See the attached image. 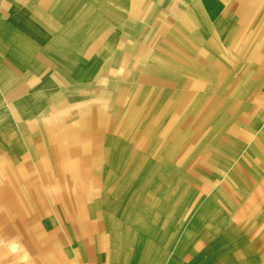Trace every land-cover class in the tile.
I'll return each mask as SVG.
<instances>
[{
    "label": "crops",
    "instance_id": "crops-1",
    "mask_svg": "<svg viewBox=\"0 0 264 264\" xmlns=\"http://www.w3.org/2000/svg\"><path fill=\"white\" fill-rule=\"evenodd\" d=\"M167 1L159 0L161 6ZM169 1V8L182 13L175 23L183 35L175 33L170 38L181 49L172 57L189 58L197 47L213 62L210 67L218 69H200L195 63L182 67L165 61L156 63L160 72H190V68L225 72L223 50H233L236 59L245 58L247 68L241 71L264 73V0ZM119 2H133L134 7L140 4V0ZM115 3L0 0V167L4 153L10 154L12 168H29L32 154L41 152L43 146L59 154L67 150L63 147L76 144L64 139L68 102L82 96L87 85L84 79L92 80L97 72L93 57L98 54L100 19L109 18ZM207 78L215 81L211 75ZM89 114L91 121H99L97 112ZM39 137L47 144L39 143ZM157 152L152 158L139 156L108 166L106 207L94 209L104 224H81V230L89 229L91 236L74 241L68 250L74 264H230L223 250H250L246 244H235L229 234L243 231L240 222L260 197L223 187L211 191L208 174L199 178L201 192L196 188L193 148L162 144ZM118 169H123L122 173ZM45 179L49 184L50 177ZM16 182L31 181L22 178ZM62 182L60 176L56 184ZM196 198H202L201 207L196 208ZM14 217L0 215V249L15 238L32 254L50 249L46 238L39 240ZM43 260L53 264L51 257Z\"/></svg>",
    "mask_w": 264,
    "mask_h": 264
},
{
    "label": "rangeland",
    "instance_id": "rangeland-1",
    "mask_svg": "<svg viewBox=\"0 0 264 264\" xmlns=\"http://www.w3.org/2000/svg\"><path fill=\"white\" fill-rule=\"evenodd\" d=\"M169 3L161 6L159 0H140L134 7L133 2L123 5L116 0L109 18L100 19L98 54L93 57L97 72L92 80L84 79L82 96L67 106L64 139L76 144L63 147L67 150L59 154L43 146L32 154L29 168H12L10 154H2L0 215L15 214L19 224L34 231L39 240L46 238L50 249L32 254L15 238L3 243L0 264H44L45 257H51L53 264L60 260L74 264L68 250L74 241L91 236L89 229L81 230V224H104L94 209L106 207L108 166L139 156L155 157L162 144L195 150L196 188L201 192L199 178L208 174L211 191L223 187L260 197L241 220L243 231L229 234L235 244H246L250 250L223 251L230 264H264V73L241 71L247 68L245 58L236 59L233 50H223L225 72L196 68L160 72L158 64L165 61L218 69L210 67L213 62L197 47L189 58L172 57L181 49L170 38L183 35L175 23L182 13L169 8ZM239 63L242 67H236ZM90 112L99 114L98 122L89 119ZM44 139L39 137V143L46 145ZM60 176L63 182L56 184ZM22 178L32 183L18 184ZM195 204L201 207L202 198H196Z\"/></svg>",
    "mask_w": 264,
    "mask_h": 264
}]
</instances>
